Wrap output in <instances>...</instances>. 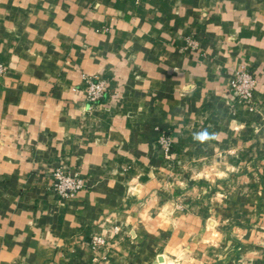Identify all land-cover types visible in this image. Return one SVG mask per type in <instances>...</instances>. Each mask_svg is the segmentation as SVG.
Listing matches in <instances>:
<instances>
[{
  "label": "crops",
  "instance_id": "crops-1",
  "mask_svg": "<svg viewBox=\"0 0 264 264\" xmlns=\"http://www.w3.org/2000/svg\"><path fill=\"white\" fill-rule=\"evenodd\" d=\"M0 62V264H264V0H0Z\"/></svg>",
  "mask_w": 264,
  "mask_h": 264
},
{
  "label": "built area",
  "instance_id": "built-area-1",
  "mask_svg": "<svg viewBox=\"0 0 264 264\" xmlns=\"http://www.w3.org/2000/svg\"><path fill=\"white\" fill-rule=\"evenodd\" d=\"M189 48L195 49L197 43L195 39L187 38ZM7 71V66L0 62V80ZM259 84V80L253 71L247 67L242 66L234 73V78L231 82V91L235 92L239 103L246 104L252 109L254 106V91ZM86 100L90 108L99 104L104 98L108 96V81L103 78H89L85 83ZM159 143L161 147L170 155L173 149V141L171 136L164 133ZM53 190L59 200H67L75 196L77 192L85 187L82 177L72 174L63 166L56 168L53 173ZM106 241L103 237H94L91 247L97 249L105 245Z\"/></svg>",
  "mask_w": 264,
  "mask_h": 264
},
{
  "label": "clouds",
  "instance_id": "clouds-1",
  "mask_svg": "<svg viewBox=\"0 0 264 264\" xmlns=\"http://www.w3.org/2000/svg\"><path fill=\"white\" fill-rule=\"evenodd\" d=\"M196 139L203 141L208 138V133L207 132H202L196 135Z\"/></svg>",
  "mask_w": 264,
  "mask_h": 264
}]
</instances>
